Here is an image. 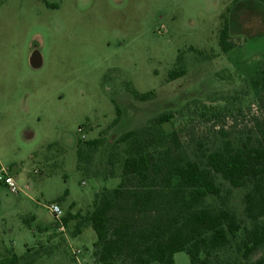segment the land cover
Instances as JSON below:
<instances>
[{
  "label": "rangeland",
  "instance_id": "rangeland-1",
  "mask_svg": "<svg viewBox=\"0 0 264 264\" xmlns=\"http://www.w3.org/2000/svg\"><path fill=\"white\" fill-rule=\"evenodd\" d=\"M225 27L236 45L227 53L220 47ZM263 74L264 0H0V167L22 190L0 183V260L97 264L88 223L74 237L79 221L63 228L48 207L57 204L62 218L90 214L97 196L122 181L125 147L116 149L111 178V146L165 113H177L162 131L180 132L187 160L227 140L255 142L264 91L253 82ZM136 93L154 97L142 101ZM100 138L104 146L91 156L85 143ZM218 183L250 227L245 190ZM262 258L264 248L251 261ZM220 259L241 261L234 250ZM174 260L191 264L186 253Z\"/></svg>",
  "mask_w": 264,
  "mask_h": 264
},
{
  "label": "trees",
  "instance_id": "trees-1",
  "mask_svg": "<svg viewBox=\"0 0 264 264\" xmlns=\"http://www.w3.org/2000/svg\"><path fill=\"white\" fill-rule=\"evenodd\" d=\"M235 46L225 27L220 38L222 52ZM179 75L184 73H172L171 79ZM253 84L264 91V74ZM135 96L145 101L154 94ZM121 115L117 108L113 126ZM176 117V112L165 113L143 129L121 136L108 155L109 175L115 178L116 149L125 147L120 185L104 189L86 217L68 214L59 224L68 228L72 221H79L77 237L83 223H88L96 235L93 257L97 264H175L178 253H186L191 264H264V258L251 261L264 248V120L253 123L258 135L255 142L251 136L240 146L227 140L216 151L199 150L192 161L180 153V132L162 131ZM221 133L228 139L229 133ZM85 146L92 156L104 140H92ZM81 149L77 148L79 164L84 157ZM219 178L231 189L245 190L242 203L250 227L228 206L230 191L224 194ZM209 197L220 200V207L205 206ZM228 250H234L241 261L222 263L220 255ZM20 262L16 255L0 260V264Z\"/></svg>",
  "mask_w": 264,
  "mask_h": 264
},
{
  "label": "built area",
  "instance_id": "built-area-1",
  "mask_svg": "<svg viewBox=\"0 0 264 264\" xmlns=\"http://www.w3.org/2000/svg\"><path fill=\"white\" fill-rule=\"evenodd\" d=\"M82 132V129H80ZM0 183L6 186L12 193L19 194L22 192L16 179L3 167H0ZM51 215L60 222L63 216L61 208L57 204L48 207Z\"/></svg>",
  "mask_w": 264,
  "mask_h": 264
},
{
  "label": "crops",
  "instance_id": "crops-1",
  "mask_svg": "<svg viewBox=\"0 0 264 264\" xmlns=\"http://www.w3.org/2000/svg\"><path fill=\"white\" fill-rule=\"evenodd\" d=\"M13 176V175H12ZM15 178V176H13Z\"/></svg>",
  "mask_w": 264,
  "mask_h": 264
},
{
  "label": "water",
  "instance_id": "water-1",
  "mask_svg": "<svg viewBox=\"0 0 264 264\" xmlns=\"http://www.w3.org/2000/svg\"><path fill=\"white\" fill-rule=\"evenodd\" d=\"M35 60V58H33Z\"/></svg>",
  "mask_w": 264,
  "mask_h": 264
}]
</instances>
